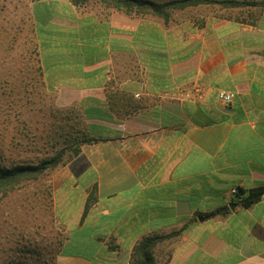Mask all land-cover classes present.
<instances>
[{"label": "crops", "instance_id": "crops-1", "mask_svg": "<svg viewBox=\"0 0 264 264\" xmlns=\"http://www.w3.org/2000/svg\"><path fill=\"white\" fill-rule=\"evenodd\" d=\"M12 1L3 12L36 35L46 90L98 139L51 172L45 264H131L141 239L174 231L157 264H264V195L242 207L231 194L264 186V10L188 6L165 21L100 0Z\"/></svg>", "mask_w": 264, "mask_h": 264}, {"label": "rangeland", "instance_id": "rangeland-1", "mask_svg": "<svg viewBox=\"0 0 264 264\" xmlns=\"http://www.w3.org/2000/svg\"><path fill=\"white\" fill-rule=\"evenodd\" d=\"M27 1L22 9L35 2ZM166 1L170 0L155 2ZM12 2L0 0V160L7 167L36 164L88 136L76 113L60 108L55 94L46 90L36 63V35L29 38L22 28L15 32L12 26L15 22H10L11 16L3 12L14 7ZM191 7H202L198 13L223 10L216 3ZM242 9L238 14L249 18L261 11V8ZM174 10L169 9L170 15ZM131 14L157 16L147 10ZM70 153H66L65 160ZM52 171L47 170L35 181L21 183L0 197V264H45L58 252V235L53 223ZM67 249L74 247L70 245Z\"/></svg>", "mask_w": 264, "mask_h": 264}, {"label": "trees", "instance_id": "trees-1", "mask_svg": "<svg viewBox=\"0 0 264 264\" xmlns=\"http://www.w3.org/2000/svg\"><path fill=\"white\" fill-rule=\"evenodd\" d=\"M88 0H71L72 4L79 6L87 2ZM109 6H112L118 10H121L127 14L142 13L149 11L150 13L162 17L165 21L169 19V9H184L188 6H197L200 4H212L216 3L227 8H261L264 10V0H170L162 3L155 2L153 0H103ZM97 138L90 136H84L77 142L74 141L71 145L66 146L58 150L52 157L44 158L36 164H19L12 167H7L2 164L0 160V197L6 195L8 192L16 188L23 182L35 181L41 175L45 174L47 170L54 169L61 164H65L76 156L81 145L93 141H97ZM71 152L67 160L64 156L67 152ZM244 190L239 189L236 195V203L242 207H250L258 202L264 195V186H258L247 191V195H244ZM93 193L90 194L86 209L89 208L93 201ZM229 211V207H221L211 212L203 214L205 217H213L219 214H225ZM180 233V231H174L165 235H149L141 239L134 247L132 252L131 264H157L154 249L155 247Z\"/></svg>", "mask_w": 264, "mask_h": 264}, {"label": "built area", "instance_id": "built-area-1", "mask_svg": "<svg viewBox=\"0 0 264 264\" xmlns=\"http://www.w3.org/2000/svg\"><path fill=\"white\" fill-rule=\"evenodd\" d=\"M33 1L43 2V1H47V0H33ZM218 97L224 104L230 105L235 100L236 94L234 92H231V91L221 90L219 92ZM238 192H239L238 188H232L231 189V194H233L234 196H236Z\"/></svg>", "mask_w": 264, "mask_h": 264}, {"label": "water", "instance_id": "water-1", "mask_svg": "<svg viewBox=\"0 0 264 264\" xmlns=\"http://www.w3.org/2000/svg\"><path fill=\"white\" fill-rule=\"evenodd\" d=\"M236 206V203H234V202H232L231 204H230V207L231 208H234ZM203 219V217H201V220Z\"/></svg>", "mask_w": 264, "mask_h": 264}]
</instances>
